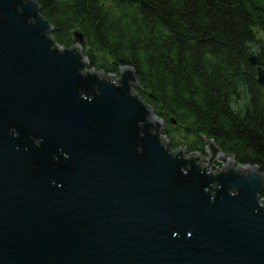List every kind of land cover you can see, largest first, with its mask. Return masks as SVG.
<instances>
[{
	"label": "water",
	"instance_id": "1",
	"mask_svg": "<svg viewBox=\"0 0 264 264\" xmlns=\"http://www.w3.org/2000/svg\"><path fill=\"white\" fill-rule=\"evenodd\" d=\"M52 31L0 0V264H264L259 168L171 149L131 67Z\"/></svg>",
	"mask_w": 264,
	"mask_h": 264
},
{
	"label": "trees",
	"instance_id": "2",
	"mask_svg": "<svg viewBox=\"0 0 264 264\" xmlns=\"http://www.w3.org/2000/svg\"><path fill=\"white\" fill-rule=\"evenodd\" d=\"M35 1L60 46L71 47L75 31L83 35L81 47L89 68L107 75L118 74L121 66L135 71L140 84L136 91L162 119L171 149L204 154L205 139H212L236 164L255 165L264 174L261 4Z\"/></svg>",
	"mask_w": 264,
	"mask_h": 264
},
{
	"label": "rangeland",
	"instance_id": "3",
	"mask_svg": "<svg viewBox=\"0 0 264 264\" xmlns=\"http://www.w3.org/2000/svg\"><path fill=\"white\" fill-rule=\"evenodd\" d=\"M251 1L257 2V3L261 4V5L264 7V0H251ZM263 36H264V34H263ZM181 148H182V147H181ZM202 155H203V156H206V155H204V154H202ZM216 165H220L219 168L222 167V164H221V163H216ZM213 169H214V168H213Z\"/></svg>",
	"mask_w": 264,
	"mask_h": 264
}]
</instances>
